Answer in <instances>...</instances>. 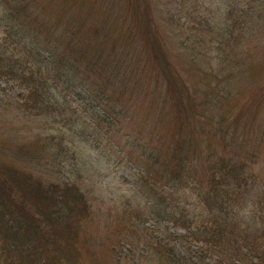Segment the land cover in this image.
<instances>
[{"label": "trees", "instance_id": "obj_1", "mask_svg": "<svg viewBox=\"0 0 264 264\" xmlns=\"http://www.w3.org/2000/svg\"><path fill=\"white\" fill-rule=\"evenodd\" d=\"M223 2L213 20L194 6L193 23L173 28L184 38L183 71L161 40L151 0H0V87L11 92L0 95V109L28 120L15 127L0 110V264H93L92 201L78 179L57 178L48 166L69 143L98 148L102 140L117 151L129 147L121 159L154 207L167 202V220L185 228L183 238L154 241L167 264H264V178L253 170L256 155L243 151L246 138L210 125L219 107L236 99L234 75L247 82L255 78L251 69H264V0ZM131 101L141 110L121 145L112 135L129 123L122 121L131 117ZM251 201L259 207L241 224L236 215ZM191 238L199 242L195 256L185 254ZM99 243L103 253H116L109 238ZM209 252L219 260L206 261Z\"/></svg>", "mask_w": 264, "mask_h": 264}, {"label": "rangeland", "instance_id": "obj_2", "mask_svg": "<svg viewBox=\"0 0 264 264\" xmlns=\"http://www.w3.org/2000/svg\"><path fill=\"white\" fill-rule=\"evenodd\" d=\"M224 0H151L152 14L155 17L161 40L163 39L170 58L178 65V67L186 71L187 57L186 54L179 49L181 40L184 38L175 35L173 28L180 27L181 22L186 24L193 23L191 20L190 11L195 6L203 12V14L211 12V19L224 8ZM150 3V2H149ZM173 5L175 7V17L168 15V9ZM182 7L181 9L179 8ZM172 11V9H171ZM264 41V36L262 37ZM264 44V43H263ZM260 52L259 57L264 58V48ZM249 70V68H248ZM257 71L250 70L255 78L246 82V75L235 74L232 81L236 80L233 101L228 102L225 107H219V114L212 116L210 125L215 122L219 128L223 130L227 127L234 139L246 138V143H242L243 151L253 150L254 164L253 170L259 179L264 178V69ZM239 78V79H238ZM220 87L217 89L218 95L222 96ZM202 93V92H201ZM11 94L9 89L0 87V95L7 98L6 95ZM16 94V93H14ZM202 96V95H201ZM206 98V95H204ZM130 118L123 119L122 123H127L121 126L120 131L113 133L112 139L115 143L124 144L122 136L123 132H130L134 128L136 114H140V104L136 101L129 103ZM263 106V107H260ZM219 106V104H218ZM250 107V108H249ZM249 108V109H247ZM0 110L8 113L9 124L15 127H23L24 122L28 120H18L14 117V111L10 108L3 107ZM128 111V109H127ZM249 112H257L253 120H245L249 116ZM207 113V112H206ZM224 117H221L223 116ZM221 118V119H220ZM133 119V120H132ZM236 120V121H234ZM251 122L254 126L252 130L247 129V124ZM216 124V125H217ZM33 127L37 128L38 123H32ZM198 125L195 130L198 132ZM217 130L213 135L212 143L216 153H223L220 139L222 131ZM238 136V137H237ZM50 150H57L54 145ZM127 145L116 150L113 142L109 143L105 140L101 141L98 148H92L87 143L77 142L76 144L69 143V149L57 153L54 157L52 167L48 166L49 173L57 178H76L80 185L88 194L94 207V220L89 227L91 241V249L96 259H93V264H167L156 253L154 241L158 237L175 236L183 238L185 228L179 223H173L167 220L164 211L167 209V202L157 204L154 207V198L146 193L145 186L137 180L136 170L124 162L122 153L127 152ZM122 152V153H121ZM116 158L117 161H116ZM52 160V157L49 158ZM164 193L167 195V187ZM186 194H189V207L195 206L192 193L187 189ZM241 200V199H240ZM167 201V199H166ZM256 203V202H255ZM254 201L248 202L240 206L241 210L238 216L241 224H245L249 216L253 213L252 210L258 209L259 205H253ZM159 208V212L157 209ZM167 214V212L165 213ZM208 218V216H205ZM167 232L171 235L167 236ZM109 238V243L114 242L116 253H103L99 240ZM176 238V240H177ZM196 243H199L192 238L186 243L185 247L193 256L197 251H193ZM192 245V246H191ZM177 248H181L177 241ZM112 254V255H111ZM206 261L214 262L219 260V255L216 252L204 254ZM220 263V261H219Z\"/></svg>", "mask_w": 264, "mask_h": 264}]
</instances>
